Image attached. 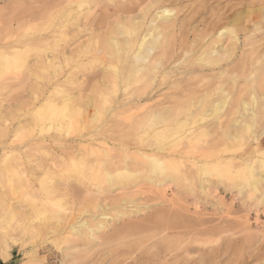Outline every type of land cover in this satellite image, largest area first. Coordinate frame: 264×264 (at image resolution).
Masks as SVG:
<instances>
[{
    "label": "rangeland",
    "instance_id": "374dc122",
    "mask_svg": "<svg viewBox=\"0 0 264 264\" xmlns=\"http://www.w3.org/2000/svg\"><path fill=\"white\" fill-rule=\"evenodd\" d=\"M67 1L61 6L69 14L67 18L30 20L19 15L40 13L51 0H0V264H174V255L180 264H264V0H168L163 8L174 12L175 26L165 32L160 42L166 43L165 52L171 51V61L159 66L156 76L152 74L146 82L150 90L141 99L135 96V89L145 81L127 88L119 83L113 89L109 56L98 52L109 32L116 37L118 25L125 21L120 16L106 19V5L128 0ZM81 1L86 3L78 7ZM59 9L62 8L53 12ZM137 10L128 16L134 17ZM197 11L201 18L185 26ZM157 12L160 11L151 10L140 21V33L153 27L148 21ZM93 20L105 22L104 26L94 30L90 27ZM129 24L126 21L125 25ZM229 29L236 38L231 47ZM222 32L221 40L217 39ZM117 38L125 39L121 35ZM224 47L232 53L225 62L199 69L201 72L190 71L188 63H196L200 54ZM16 51L19 55L13 56ZM159 51H153L151 56ZM56 88L61 92L56 93ZM67 95L75 100L72 107L76 106L73 110L79 114L63 109ZM224 99L226 109L220 115L201 119L199 109L205 107L209 113L210 104ZM141 108H147L149 113L175 109L176 114H165L173 128L176 123H186L195 134L206 132L193 147L182 141L170 148L173 169L167 171L171 176L166 179L147 172L146 161L137 151L142 147L138 136L149 124L152 128L146 115L137 111ZM45 116L49 120H44ZM242 120L250 123L251 129L240 136ZM232 134L238 142L226 139ZM152 139L155 138H148V144L153 145L145 150L157 146V140ZM102 147L109 149L108 158L102 156ZM6 155L7 162L19 156L18 173L26 187L12 170L5 171L1 160ZM217 158L221 163H216ZM119 161L130 164L133 177L119 178L111 185L100 176L85 171L81 174L73 166ZM203 164L217 166L222 174H201ZM254 181L256 190L251 185ZM42 183L57 190L55 198L48 205H38L39 210L33 209V202L40 204L44 199ZM63 190L64 196L60 195ZM82 222L86 227L74 234L71 226L78 227ZM166 226L171 229L166 230ZM168 242L175 248L169 254L162 249Z\"/></svg>",
    "mask_w": 264,
    "mask_h": 264
},
{
    "label": "bare ground",
    "instance_id": "6f19581e",
    "mask_svg": "<svg viewBox=\"0 0 264 264\" xmlns=\"http://www.w3.org/2000/svg\"><path fill=\"white\" fill-rule=\"evenodd\" d=\"M67 0H51V2H47V4L45 5V7H44V9H43V11L42 12H38V13H23L22 12V14H20L19 16H21L22 18H24V19H30V20H35V19H43V18H57V17H59V18H61V19H63V17L64 18H67V16H69V14H68V12L66 13V11H65V9L63 8V7H61V6H64L65 4H67V3H65L64 4V2H66ZM70 2H71V0H69ZM124 1V0H123ZM148 0H134L133 2L131 1V0H128L127 2H125L124 1V3L123 4H112V5H110V4H107L106 6L107 7H105V10L104 11H106L107 12V16H104V17H106V19L107 18H109V17H111V16H120V18H122V19H124L125 21H124V23H123V21H122V23H120L119 25H118V27H120L119 29V33H116V37H113V36H111L112 34H114V33H112V32H109V37H108V40H107V42H105V43H103V46L101 47V49H99L98 50V52L101 54L100 56H102V54L104 55V56H109V59H110V64H109V70L111 71L110 72V74H111V76H110V74H109V76H110V80L109 81H111L112 83V85L114 86L113 87V89L115 88V86L117 85V84H119V83H122L124 86H125V88H127L128 86H130L131 87V84H133V85H136V84H140V83H142L143 81H145V83L143 84V85H141V87L139 88V87H137L136 89H135V92H136V94H135V96L137 97V98H139V99H141L140 97H144L143 95L145 94V93H147V90H148V88H149V84H146V82L148 81V80H151L152 78H151V76H152V74L154 75V76H156V73H158L159 72V70H158V68H159V66H161V65H163V64H165V63H167L168 62V60H169V54L171 53V51H170V53L168 54V52H165V42L163 41V42H160L161 41V39H164V37L166 36V34H165V32L168 30V29H170V28H173V26H175L174 25V19H173V17H172V14L174 13L171 9H167V8H163V6H164V4L165 3H167L168 2V0H149V2H147ZM170 1H181V0H170ZM68 2V1H67ZM72 2H75L74 0L72 1ZM76 2H78V1H76ZM147 2V4L146 5H144V7H141L142 6V4H144V3H146ZM86 2L85 1H81V2H79V4H78V7H81L82 5H84ZM122 3V2H121ZM199 3V2H198ZM64 4V5H63ZM73 4V3H72ZM75 4V3H74ZM88 4V3H87ZM98 4V3H97ZM76 5V4H75ZM120 5V6H119ZM189 5V4H188ZM198 6V5H197ZM42 7V8H43ZM75 7H77V6H75ZM98 7V6H97ZM57 8H62V9H64L63 11H61L60 9V11H57L56 13H54L53 12V10H55V9H57ZM138 8H140L139 10H137ZM70 9V8H69ZM78 9V8H77ZM136 10L137 11H139L138 12V14H136L134 17H130V16H128V15H131V14H133V13H135L136 12ZM151 10H154V11H156V10H158V11H160V12H157L154 16H155V18L154 19H151L150 21H148L149 22V25L151 24L153 27H151V29H147V31L144 33L143 31V33L141 32H139V30H138V28L141 26V22L140 21H144V19L146 18V16L149 14V12L151 11ZM68 11V10H67ZM176 11V10H175ZM209 11V10H208ZM53 12V13H52ZM79 12V11H78ZM210 12V11H209ZM76 13V12H75ZM137 13V12H136ZM72 14V13H71ZM70 14V15H71ZM79 14H80V12H79ZM15 15V14H14ZM76 15V14H75ZM77 15H78V13H77ZM152 15H153V13H152ZM185 15V14H184ZM100 16V15H99ZM172 17V18H171ZM18 18V17H17ZM82 18V17H81ZM150 18H151V16H150ZM175 18V17H174ZM199 18H201V15L199 14V11H197V12H195L194 13V15L192 16V17H190L189 19H188V21H187V24H185V26H188L189 25V23L188 22H190V21H192V20H194L195 21V19L196 20H198ZM212 18V17H211ZM261 18V17H260ZM171 19H173L172 20V23H170L169 25H167V23L166 22H168V21H170ZM232 19V18H231ZM238 19V18H237ZM236 19V20H237ZM102 20V19H101ZM126 21H129L130 22V24L129 25H125V23H126ZM147 21V20H146ZM8 22V21H7ZM155 22H160L161 24H155V25H153ZM215 22V21H214ZM10 23V22H9ZM104 23L105 22H101V21H96V20H93L91 23H90V27H93L94 28V30L95 29H101L103 26H104ZM141 23V24H140ZM146 23V22H145ZM163 23V24H162ZM220 23V22H219ZM218 23V24H219ZM166 24V25H165ZM112 25V24H111ZM111 25H109V26H111ZM145 25V24H144ZM227 25V24H226ZM204 26V25H203ZM145 27V26H144ZM216 27V26H215ZM224 27H225V25H224ZM223 27V28H224ZM190 28V27H189ZM69 29V28H68ZM142 29V28H141ZM67 30V29H66ZM176 30H177V28H176ZM178 30H179V32H180V28H178ZM215 30V29H214ZM218 30V29H217ZM226 30V29H225ZM231 29H229V34L231 35L230 36V38L232 39V40H230V43L228 44V46H230L231 47V44L234 42L233 40L234 39H236L235 38V35H234V33H233V31H230ZM64 31V30H63ZM68 31V30H67ZM117 31V30H116ZM192 31V30H191ZM220 31V30H219ZM222 31V30H221ZM91 32V31H90ZM93 32V31H92ZM118 32V31H117ZM174 32V31H173ZM228 32V31H227ZM66 33V32H65ZM105 33V32H104ZM172 33V32H171ZM171 33H170V35H171ZM81 34H83V33H81ZM101 35H102V33H101ZM118 35H121V36H123V38L122 39H124L123 41H118ZM173 35H174V33H173ZM208 35H209V33H208ZM224 34H223V32L222 33H220V35L217 37V39L219 38L220 39V37L221 36H223ZM177 36V35H176ZM175 36V37H176ZM212 36V35H211ZM216 36H217V33H216ZM215 36V37H216ZM71 37V36H70ZM170 38H171V36H169ZM174 37V38H175ZM195 37V36H194ZM226 37V36H225ZM79 38V37H78ZM89 38H92V37H89ZM170 38H168V39H170ZM208 38H210V37H208ZM229 38V39H230ZM121 39V38H120ZM167 39V40H168ZM183 39V38H182ZM92 40V39H91ZM171 41L173 40V37H172V39H170ZM175 40V39H174ZM197 40H201L200 38L199 39H197ZM196 40V41H197ZM207 40V39H206ZM215 40V39H214ZM221 40V39H220ZM95 41V40H94ZM191 41H194V40H190V42ZM201 41H203V39L201 40ZM229 41V40H228ZM236 41V40H235ZM99 42V41H98ZM170 42V41H169ZM168 41H167V45H168V43H169ZM174 42V41H173ZM204 42V44H205V41H203ZM203 42H200V44H202ZM215 42V41H214ZM216 42H219V40L217 41L216 40ZM232 42V43H231ZM15 44H17V43H15ZM67 44V43H66ZM93 44V43H92ZM95 44V43H94ZM97 44V43H96ZM173 44V43H172ZM182 44V43H181ZM193 44H195V42L193 43ZM192 44V45H193ZM199 44V45H200ZM215 44V43H214ZM213 44V45H214ZM236 44V43H235ZM174 45V44H173ZM212 45V46H213ZM217 46H218V44H216ZM97 46V45H96ZM175 46V45H174ZM194 46V45H193ZM205 46V45H204ZM216 46V47H217ZM234 47L236 46V45H233ZM17 47V46H16ZM15 47V48H16ZM168 47V46H167ZM172 47V46H171ZM177 47H178V45H177ZM200 47V46H199ZM10 48V47H9ZM98 47H96V49H97ZM159 48V53H158V55H154V56H151V53L153 52V51H155V50H157ZM197 48H198V45H197ZM202 48H205V47H202ZM219 48H220V46H219ZM236 48V47H235ZM235 48H233V49H235ZM254 48V47H253ZM95 49V50H96ZM172 49V48H171ZM177 49V48H176ZM232 49V50H233ZM11 50V49H10ZM17 50H18V48H17ZM57 50H58V47H57ZM175 50V49H174ZM206 50H207V48H206ZM206 50H204V51H206ZM8 51V50H7ZM13 51V50H12ZM79 51V50H78ZM124 51V52H123ZM231 51V50H230ZM234 51V50H233ZM237 51V50H236ZM3 52V51H2ZM18 51H16V53H14L13 54V56H17V55H19L18 53H17ZM121 52H123V53H121ZM174 52H176V51H174ZM196 52V51H195ZM203 52V51H202ZM13 53V52H12ZM74 53V52H73ZM96 53H97V51H96ZM156 53V54H157ZM179 53V52H178ZM235 53V52H234ZM98 54V53H97ZM230 54H232L231 52H229V50H227V47H224V49L223 50H220V49H214V48H212L211 50H209V51H206V52H203L202 54H200L199 55V53H198V57L196 58V63H194V62H190V60H189V62L190 63H188V66H190V71L191 72H194V71H197V69L199 70V69H202V68H205V69H207V67H211V66H215V65H217L218 64V66H219V63L220 62H225V61H223V60H225V59H227V57L229 56V57H231L230 56ZM3 55H4V53H3ZM9 55H11V54H9ZM58 55V54H57ZM68 55V54H67ZM175 55V54H174ZM193 55V54H192ZM234 55V54H233ZM214 56H216V58H214ZM247 56V55H246ZM249 56H250V54H249ZM192 57V56H191ZM195 57V56H194ZM193 57V58H194ZM252 57V56H251ZM255 57V56H254ZM99 58V57H98ZM102 58H104V57H102ZM171 58V57H170ZM55 59V58H54ZM104 59H107L106 57L104 58ZM108 59V60H109ZM171 59H173V58H171ZM231 59V58H230ZM252 59V58H251ZM8 60V59H7ZM175 60H176V58H175ZM105 61V60H104ZM169 61H171V60H169ZM182 61V60H181ZM238 61V60H237ZM180 62V61H179ZM229 62V61H228ZM246 62V61H245ZM171 63V62H170ZM238 63V62H237ZM6 64V63H5ZM172 64H173V61H172ZM182 64V63H181ZM190 64V65H189ZM198 66L197 68H196V65ZM224 64V63H223ZM239 64V63H238ZM237 64V65H238ZM93 65V64H92ZM167 65H169V64H167ZM166 65V66H167ZM178 65V64H177ZM195 65V66H194ZM228 65H231L230 63H228ZM3 66V65H2ZM8 66V65H7ZM84 66V65H83ZM165 66V67H166ZM180 66V65H179ZM186 66V65H185ZM5 67V66H4ZM80 67V66H79ZM93 67V66H92ZM172 67V66H171ZM224 67V66H223ZM222 67V68H223ZM233 67V66H232ZM75 68V67H74ZM161 68V67H160ZM162 68H164V67H162ZM1 69V68H0ZM173 69V68H172ZM74 70V69H73ZM77 70V69H76ZM83 70V69H82ZM107 70V69H106ZM161 70V69H160ZM223 70H225L224 68H223ZM222 70V71H223ZM87 71H88V69H87ZM172 71H174V70H172ZM200 71V70H199ZM198 71V72H199ZM207 71V70H206ZM205 71V72H206ZM85 72V71H84ZM201 72V71H200ZM208 72V71H207ZM224 72V71H223ZM222 72V73H223ZM229 72V71H228ZM227 72V73H228ZM0 73H1V70H0ZM81 73V72H80ZM89 73V72H88ZM103 73V72H102ZM160 73V72H159ZM181 74L183 73L182 71L180 72ZM188 73V72H187ZM204 73V72H203ZM229 73H231V72H229ZM162 74H164V73H162ZM168 74V73H167ZM170 74V73H169ZM185 74V73H184ZM199 74V73H198ZM211 74V73H210ZM215 74V73H214ZM217 74H219V76H220V72L218 73L217 72ZM223 74H225V73H223ZM62 75V74H61ZM103 75V74H102ZM180 75V74H179ZM178 75V76H179ZM193 75H195V74H193ZM202 74H200V76H201ZM206 75H207V73H206ZM213 74H211V76H212ZM226 75V74H225ZM63 76V75H62ZM105 76H107V75H105ZM158 76V75H157ZM161 76V75H160ZM163 76H165V75H163ZM167 76V75H166ZM169 77L171 76V75H168ZM192 76V75H191ZM173 77V76H172ZM183 77V76H182ZM223 77V76H222ZM234 77V76H233ZM58 78V77H57ZM166 78H168V77H166ZM196 78V77H195ZM206 78V77H205ZM208 78V77H207ZM213 79H214V77H212ZM221 78V77H220ZM159 79V78H158ZM157 79V80H158ZM176 79V78H175ZM186 79V78H185ZM189 79H190V77H189ZM197 79V78H196ZM209 79V78H208ZM216 79V78H215ZM219 79V78H218ZM165 80V79H164ZM163 80V81H164ZM182 80V82H184L183 81V79H181ZM192 80V79H191ZM205 80V79H204ZM222 80V79H221ZM224 80V79H223ZM102 81V80H101ZM156 81V80H155ZM186 81H188V80H186ZM206 81V80H205ZM64 82V81H63ZM74 82V81H73ZM171 82V81H170ZM176 82V81H175ZM204 82V81H203ZM75 83V82H74ZM104 83H105V81H104ZM103 83V84H104ZM162 83V82H161ZM177 83V82H176ZM197 83V82H196ZM205 83V85H206V83H207V85H208V83L209 82H204ZM211 83V82H210ZM217 83V82H216ZM219 83V82H218ZM5 84V83H4ZM108 84V83H107ZM158 84V85H157ZM156 85L157 86H159V83H157ZM167 84V83H166ZM178 84V83H177ZM183 84H185V83H183ZM192 84H195V82L194 83H192ZM200 84H201V82H200ZM199 84V85H200ZM1 85V84H0ZM106 85V84H105ZM153 85V84H152ZM179 85V84H178ZM186 85V84H185ZM190 86H191V84H189ZM198 85V86H199ZM217 85V84H216ZM97 86V85H96ZM175 86H177V85H175ZM201 86V85H200ZM199 86V87H200ZM219 86V85H218ZM55 87H57V85L55 86ZM60 87V86H59ZM61 87H62V85H61ZM78 87V86H77ZM101 87V86H100ZM106 87L107 86H105V90H106ZM152 87V86H151ZM155 87V86H154ZM166 87V86H165ZM192 87V86H191ZM202 87V86H201ZM83 88V87H82ZM108 88V87H107ZM121 88H122V86H121ZM132 88H133V86H132ZM172 88V87H171ZM181 88V87H180ZM190 88V87H189ZM206 88V87H205ZM215 88H216V86H215ZM100 89H102V88H100ZM112 89V90H113ZM152 89V88H151ZM175 89V88H174ZM176 89H177V87H176ZM175 89V90H176ZM183 89H184V87H183ZM190 89H192V88H190ZM198 89V88H197ZM204 89V88H203ZM56 90H58L57 88H56ZM103 90V89H102ZM111 90V89H110ZM111 90V91H112ZM116 90V89H115ZM149 90H150V88H149ZM175 90H174V92H175ZM178 90V89H177ZM213 90V89H212ZM54 91V90H53ZM77 91V90H76ZM152 91V90H151ZM150 91V92H151ZM156 91H157V88H156ZM161 91V90H160ZM182 91V90H181ZM221 91V90H220ZM59 92H61V91H56V93H59ZM102 92V91H101ZM107 92H108V90H107ZM121 92V91H120ZM153 92V91H152ZM151 92V93H152ZM174 92H172V93H174ZM215 92V91H214ZM221 92H223V91H221ZM45 93V92H44ZM54 94H56L55 92H53ZM68 93V92H67ZM104 93H105V91H104ZM123 93H125V92H123ZM122 93V94H123ZM107 94V93H106ZM116 94V93H115ZM128 94V93H127ZM131 94V93H130ZM155 94H156V92H155ZM209 94H211V93H209ZM215 94V93H214ZM218 94V93H217ZM44 95V94H43ZM107 95H109V94H107ZM118 95V94H117ZM147 95V94H146ZM153 95V94H152ZM159 95V94H158ZM157 95V96H158ZM167 95V94H166ZM194 95V94H193ZM193 95H191L192 97H193ZM198 95V94H197ZM203 95V94H202ZM219 95V94H218ZM63 96V95H62ZM87 96V95H86ZM132 96V95H131ZM156 96V95H155ZM187 96V95H186ZM199 96V95H198ZM220 96V95H219ZM218 96V97H219ZM123 97V96H122ZM130 97V96H129ZM149 97V96H148ZM147 97V98H148ZM160 97H163V95L162 96H160ZM185 97V96H184ZM195 97V96H194ZM63 98V97H62ZM87 98V97H86ZM134 97H132V99H133ZM156 98V97H155ZM159 98V97H158ZM165 98V97H164ZM203 99H204V97H202ZM209 98V97H208ZM227 98V97H226ZM117 99V98H116ZM131 99V98H130ZM129 99V100H130ZM154 99V98H153ZM210 99V98H209ZM85 100V99H84ZM152 100V99H151ZM169 100H170V97H169ZM171 100H173V99H171ZM170 100V101H171ZM192 100V99H191ZM196 100V99H195ZM200 100V99H199ZM217 100V99H216ZM254 100H255V98L254 97H252L251 98V101L252 102H254ZM122 101V100H121ZM121 101H120V103H121ZM148 101V100H147ZM157 101H158V99H157ZM164 101H168V99H166V100H164ZM193 101V100H192ZM74 102H75V100L73 99V97H71V96H65V100H64V103H63V105H64V110H68L69 111V109L70 110H72L74 113H76V114H79V111L78 110H73V109H75V107H72L73 105H75L74 104ZM93 102V101H92ZM119 102V101H118ZM198 102V101H197ZM112 103V102H111ZM119 103V104H120ZM123 103V102H122ZM125 103V102H124ZM162 103H163V101H162ZM166 103V102H165ZM176 103V102H175ZM185 103V102H184ZM190 103H191V101H190ZM203 103H204V101H203ZM213 103V102H212ZM244 103V102H243ZM248 103H250V102H248ZM90 104V103H89ZM168 104H169V102H168ZM193 104V103H192ZM227 104V99H224V100H222V101H220V100H218V102H214L213 104H210V107H211V109H209V113L207 112L208 110H207V108L205 109V107L204 108H202V109H199V110H201V119L202 120H205L206 118H216L218 115H220L219 113L222 111V109L223 108H225V105ZM242 104V103H241ZM257 104V103H256ZM107 105H108V102H107ZM116 105H118V104H116ZM136 105V104H135ZM139 105V104H138ZM156 105V104H155ZM159 105V104H158ZM164 105V104H163ZM188 105H190V104H188ZM195 105V104H194ZM194 105H191V106H193L194 107ZM120 106V105H119ZM151 106V105H150ZM149 106V107H150ZM157 106V105H156ZM160 106V105H159ZM185 106L187 107V103L185 104ZM202 106V105H201ZM245 106H247V103L245 104ZM255 106V105H254ZM139 107V106H138ZM153 107H155V106H153ZM184 107V106H183ZM197 107H198V104H197ZM203 107V106H202ZM209 107V108H210ZM55 107L54 106H52V110L54 109ZM69 108V109H68ZM96 108V107H95ZM117 108V107H116ZM127 108H129V109H131L129 106L127 107ZM135 108V107H134ZM163 108V107H162ZM164 108H165V106H164ZM167 108V107H166ZM165 108V109H166ZM192 107H190V109H191ZM255 108V107H254ZM254 108H250V109H254ZM258 108V107H257ZM92 109V108H91ZM101 109V108H100ZM121 109H122V107H121ZM120 109V110H121ZM123 109H125V107H123ZM128 109V110H129ZM147 108H141V109H139V110H137V111H142L145 115H146V117H147V119L149 120H147L149 123H151L152 124V128H151V126H150V128L148 127V126H146L145 128H144V131L141 133V135L140 136H138V139H139V143H140V145L142 146L141 148H139V149H137V151H139V152H141V155H142V158L144 159V161H146V165L148 166V168H149V171H147V172H149L150 174H152L153 176H155V177H162V178H167V177H170L171 175H168V174H166L167 173V171L170 169H173V166H172V164H171V161L170 160H173V157H172V152H171V150H170V148H173L174 146H177V145H179L182 141H186L187 142V145L189 146V147H193V145L195 144V143H197V142H199L200 141V139L202 138V137H205L206 136V132L204 131V130H201L199 133H197V134H195V132H191L192 131V129H193V127L192 126H189V124H186V123H176L175 124V126L176 127H172V124L165 118V114H170V112H174L175 114H176V112H178L177 110H169V112H166V111H164V110H154V112L152 113V111L149 113L147 110H146ZM190 109H187L186 111H189ZM226 109V108H225ZM241 109L243 110V108L241 107ZM54 110H56V108L54 109ZM115 110V109H114ZM118 110V109H117ZM180 110H181V108H180ZM195 110H197V109H195ZM207 110V111H206ZM247 110V109H246ZM94 111V110H93ZM96 111V110H95ZM101 111V110H100ZM119 111V110H118ZM123 111V110H122ZM126 111V110H125ZM182 111V110H181ZM184 111H185V109H184ZM223 111H225V110H223ZM254 111V110H253ZM116 112V111H115ZM163 112V113H162ZM194 113H195V111H193ZM239 112V111H238ZM255 112V111H254ZM253 112V113H254ZM70 114H72V115H74V113H72V112H69ZM173 113V114H174ZM185 113V112H184ZM192 113V112H191ZM193 113V114H194ZM245 113H246V111H245ZM117 114H119V113H117L116 112V115ZM120 114H121V112H120ZM174 114V115H175ZM190 114V113H189ZM200 114V113H199ZM222 114V113H221ZM114 115V114H113ZM173 115V116H174ZM192 115V114H191ZM171 116V115H170ZM193 116V115H192ZM191 116V117H192ZM167 117V116H166ZM169 117V116H168ZM180 117V116H179ZM186 118V117H185ZM43 119L44 120H46V119H48L49 120V118L47 117L46 118V116L45 117H43ZM142 120H144V117L143 118H141ZM146 119V118H145ZM190 119V118H189ZM198 119V118H197ZM244 119H246L245 117H244ZM185 120V119H184ZM187 120V119H186ZM247 120V119H246ZM196 121V120H195ZM195 121L193 122V124H195ZM213 121V120H212ZM249 121V120H248ZM143 122V121H142ZM147 122V123H148ZM197 122V121H196ZM236 122V121H235ZM242 122H243V120H242ZM245 122V123H244ZM243 122V124H242V126H243V129L242 130H240V136L243 134V133H246V132H248V131H250V129H251V124L250 123H246V121H244ZM173 123V122H172ZM213 123V122H212ZM219 123V122H218ZM138 124H139V122H138ZM143 124V123H142ZM145 124V123H144ZM207 124V123H206ZM221 124V123H220ZM238 124V123H237ZM119 125V124H118ZM147 125V124H146ZM218 125V124H217ZM132 126V125H131ZM233 126V125H232ZM256 126H257V124H256ZM93 127V126H92ZM139 127H141V126H139ZM185 128V129H183V130H181L182 128ZM108 128V127H107ZM114 128V127H113ZM142 128V127H141ZM171 128H173V130L171 129ZM199 128V127H198ZM150 129H151V131H150ZM194 129H195V131H196V128L194 127ZM137 131V130H136ZM139 132V131H138ZM224 132V131H223ZM236 134V133H235ZM227 135H229V134H227ZM234 134H232L231 136L232 137H230V136H228V137H226V139H228V140H230V138H232V139H234L235 140V142H238L237 140H238V138H236L235 136H233ZM237 135V134H236ZM239 136V135H238ZM244 136V135H243ZM150 137H154L155 139H152V140H157V146H154L152 149H150V150H145L146 148H150L151 147V145H153V144H148V138H150ZM231 139V140H232ZM226 142V141H225ZM144 144H146V146L144 145ZM182 144V143H181ZM94 147V146H93ZM96 147V146H95ZM98 148V147H97ZM177 149V148H176ZM180 150H182V149H180ZM184 150V149H183ZM100 151H101V153H102V156L104 157V158H108L109 157V149H107L106 147H102V148H100ZM168 151H170V152H168ZM179 151V150H178ZM201 152V151H200ZM116 153H117V151H116ZM119 153H120V150H119ZM198 153V152H197ZM90 154H95L96 155V153H94L93 151H91L90 152ZM201 155H203V154H201ZM207 155V154H206ZM206 155H204V156H206ZM5 156V155H4ZM183 156V155H182ZM204 156H202V158L204 157ZM206 158V157H205ZM119 159H121L120 158V156H119ZM6 160H8V155H6V157L4 158V159H2L1 160V162H2V164H5V166H4V168H5V171L7 172V170L10 172L11 170L16 174V175H18V178H17V180H20V182L21 181H23L22 180V178H20V176H19V173H18V171H19V168H20V166L21 165H19L20 164V162H18L19 161V156H15L14 158H12L11 159V162H7ZM13 160V161H12ZM107 160V159H106ZM123 160V159H122ZM6 161V162H5ZM255 162V161H254ZM216 163H221V160L219 159V158H217L216 159ZM253 163V162H252ZM8 164V165H7ZM80 164L82 165V163H76V164H73V166H76L77 167V169H78V171L81 173V174H84V173H82V172H89L92 176H100L102 179H106L107 180V184H109V185H111V184H114L115 182H116V180L117 179H119V178H132L133 177V173H132V169L130 170V164H128L126 161H119V162H117V163H114V162H110V163H97L96 165H82V167H80ZM53 166V165H52ZM58 166V165H57ZM49 167H51V166H49ZM55 166H53V168H54ZM47 168V167H46ZM45 168V169H46ZM176 168V167H175ZM44 169V168H43ZM55 170V169H54ZM134 170V169H133ZM174 170H176V169H174ZM45 172V174L46 175H48L46 172H47V170H44ZM212 171H217V173L218 174H222V172H221V170H219L218 168H217V166H208V165H206V164H203L202 165V167L200 168V173L201 174H208V173H210V172H212ZM135 172V171H134ZM231 172V171H230ZM261 172H262V174L264 175V162L262 161V166H261ZM50 176V175H49ZM153 181H155V179L154 180H152L151 179V182H153ZM257 181V180H256ZM256 181H254L251 185L253 186V188H254V190H256V188L254 187V185H255V183H256ZM10 182V181H9ZM23 183H25V187H26V182H24L23 181ZM125 183V182H124ZM30 184V183H29ZM117 184H118V182H117ZM127 184V183H126ZM44 188H45V194H44V196H42V197H44V199L43 200H41L42 202V204L40 203V204H38V203H35V202H33V209L35 208V209H37V207H38V205H42V206H44V205H48L49 203H51L52 202V200L55 198V196H54V194H56V191L54 190H52L49 186H47V184H41ZM123 185V184H122ZM160 185V184H159ZM30 186V185H29ZM83 189H85L86 191H87V187H86V185H84V184H82V185H80ZM121 186V185H120ZM87 188V189H86ZM62 191V189H59L58 190V192L59 191ZM65 191L66 190H63V192L60 194V195H62V196H64L65 195ZM90 191V190H89ZM57 192V193H58ZM58 195V194H57ZM59 196V195H58ZM37 210H39V209H37ZM64 212V211H63ZM157 217V216H156ZM36 218V217H35ZM153 219V218H152ZM151 219V220H152ZM156 220V219H155ZM153 221V220H152ZM157 221V220H156ZM162 221V220H161ZM155 223V222H154ZM161 224V223H160ZM48 225V224H47ZM75 225V224H74ZM164 225V224H163ZM165 226V225H164ZM81 227H86V224L85 223H81L78 227H74V226H71V231L74 233V234H78L79 232V230L81 229ZM163 227V226H162ZM175 227V226H174ZM173 227V228H174ZM133 227H131V229H132ZM166 230H169V229H171L170 227H167L166 226ZM190 228V227H189ZM130 229V230H131ZM137 229V228H136ZM136 229H134V230H136ZM141 229V228H140ZM46 230V229H45ZM202 230V229H201ZM38 231V230H37ZM48 231V230H47ZM89 231H91L92 232V230H89ZM35 233V232H34ZM39 233V232H38ZM82 233V232H81ZM122 233V232H121ZM187 234V233H186ZM73 236H75V235H73ZM234 240V239H233ZM230 242V241H229ZM125 244V243H124ZM120 248V247H119ZM126 248H128L129 250L132 248L131 246H127ZM117 249V248H116ZM146 249V248H145ZM162 249H163V252H168V254L169 253H171L172 251H175V248H173L172 247V245L168 242V243H166V244H164L163 245V247H162ZM115 250V249H114ZM194 249L192 248V249H186L185 250V252H188V251H193ZM232 250V249H231ZM177 253V252H176ZM78 255H80V254H78ZM116 255V254H115ZM235 256H236V254H235ZM78 257V256H77ZM82 257V256H81ZM240 257V256H239ZM119 260V259H118ZM149 260V259H148ZM173 263L174 264H180V262H179V260H177V257L174 255L173 256ZM97 261V260H96ZM110 262V261H109ZM146 262V261H145ZM126 263V262H125ZM143 263V262H142ZM149 263V262H148ZM152 263L153 264H155L156 263V261H152ZM137 264V263H136ZM145 264V263H144Z\"/></svg>",
    "mask_w": 264,
    "mask_h": 264
},
{
    "label": "water",
    "instance_id": "95a60500",
    "mask_svg": "<svg viewBox=\"0 0 264 264\" xmlns=\"http://www.w3.org/2000/svg\"><path fill=\"white\" fill-rule=\"evenodd\" d=\"M13 252H14V250H13ZM13 252H12V254H13ZM8 264H11V262H10V263H8Z\"/></svg>",
    "mask_w": 264,
    "mask_h": 264
}]
</instances>
